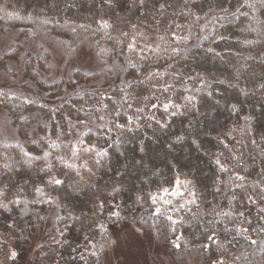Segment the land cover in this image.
<instances>
[{
    "label": "trees",
    "instance_id": "16d2710c",
    "mask_svg": "<svg viewBox=\"0 0 264 264\" xmlns=\"http://www.w3.org/2000/svg\"><path fill=\"white\" fill-rule=\"evenodd\" d=\"M248 2L0 0V37L21 30L0 50L2 264H106L127 226L194 264H264V3ZM44 37L96 62L56 76Z\"/></svg>",
    "mask_w": 264,
    "mask_h": 264
},
{
    "label": "rangeland",
    "instance_id": "374dc122",
    "mask_svg": "<svg viewBox=\"0 0 264 264\" xmlns=\"http://www.w3.org/2000/svg\"><path fill=\"white\" fill-rule=\"evenodd\" d=\"M20 34L21 30L12 37H0V50L4 49L16 37H20ZM44 41L46 45L53 46L50 59L53 74L56 76L66 75L73 66L81 65V67L88 68L94 64V61L96 62L93 58L90 60L91 57L84 54L81 50L74 51V53H71L73 55L65 56L60 48L53 45L55 42L52 39L44 37ZM5 118L6 115L0 111V131L9 133L10 124L8 125L7 118ZM142 231L129 226L113 231L111 239L106 243L108 246L106 264H194L195 259L193 256L186 257L184 255L171 254L161 244H157L158 242L156 243L154 238L149 237V234H145ZM30 248V253L34 256L36 247L32 245ZM13 253L15 251L10 248L7 254L10 257H14ZM4 261L1 260L0 264L4 263ZM30 261L31 258L28 259V262Z\"/></svg>",
    "mask_w": 264,
    "mask_h": 264
},
{
    "label": "snow or ice",
    "instance_id": "6c2138e0",
    "mask_svg": "<svg viewBox=\"0 0 264 264\" xmlns=\"http://www.w3.org/2000/svg\"><path fill=\"white\" fill-rule=\"evenodd\" d=\"M261 2L264 3V0H261ZM245 5H247L250 8L252 7V5L248 2V0H244V5H241V6L243 7ZM237 11H239V9H237ZM233 15H235V13H233ZM244 15H246V14H244ZM105 27H107V25H105ZM252 30H255V29H252ZM165 107H167V106H165ZM100 119H103V117H100ZM216 163L219 164V161L217 160ZM54 183L60 184L61 181L60 180H54ZM153 203H155V199H153ZM157 211H159V209H157ZM244 231H247V229H244ZM251 243L255 244V243H257V241L253 240V241H251ZM13 255L15 256V253H13Z\"/></svg>",
    "mask_w": 264,
    "mask_h": 264
}]
</instances>
